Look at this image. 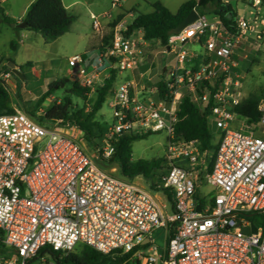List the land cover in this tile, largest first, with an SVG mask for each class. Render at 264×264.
<instances>
[{
	"label": "built area",
	"instance_id": "2783aa9c",
	"mask_svg": "<svg viewBox=\"0 0 264 264\" xmlns=\"http://www.w3.org/2000/svg\"><path fill=\"white\" fill-rule=\"evenodd\" d=\"M112 7L119 8V0ZM253 15L229 29L220 17L199 13L194 23L170 34L166 49L174 63L160 77L161 91L157 86L146 96L136 81L117 79L113 122L98 156L108 160L122 135L165 132L167 170L159 191L100 167L68 123L39 121L45 110L36 117L17 108L0 115V264H55L50 252L65 257L79 245L106 255L131 254L129 261L139 264H264V101L258 122L239 115L242 76L233 71L235 51L247 35L264 42L259 9ZM92 20L102 35L101 21L94 15ZM127 29L118 24L100 54V66L109 71L104 85L112 71L132 72L147 44L141 31ZM188 44L203 50L190 51ZM69 65L77 70L73 80L92 92L98 68L78 55ZM13 74L1 75L7 91ZM185 97L208 113L218 133L211 171L198 141L176 138ZM253 225L256 232H243ZM158 230L163 246L153 238Z\"/></svg>",
	"mask_w": 264,
	"mask_h": 264
},
{
	"label": "trees",
	"instance_id": "16d2710c",
	"mask_svg": "<svg viewBox=\"0 0 264 264\" xmlns=\"http://www.w3.org/2000/svg\"><path fill=\"white\" fill-rule=\"evenodd\" d=\"M152 8V13H138L127 30L129 34L134 31H141L145 41H158L165 48L168 47L170 32L177 28L193 9H197L202 15L220 17L224 25L229 29H234L237 22V15L232 5L225 3L223 0H190L185 2L176 14L172 13L160 2L152 4ZM0 12H2L3 17L1 21L3 23L8 25L16 24V21L10 20L3 14L2 8ZM228 15H231V19L228 18ZM122 19L123 16L120 17L117 23ZM76 20L77 17L69 12L63 0H34L28 7L22 21L27 23V30L41 34L46 41H54L68 33ZM14 30L17 32L21 31L17 27ZM112 38L113 31L106 36L105 42L107 45L111 44ZM19 44L18 40H13L10 43V47L13 51H17ZM9 61L11 60L0 57V76L4 73L12 72L8 66ZM26 65L32 66V63L28 62ZM233 71L238 72V69L234 68ZM117 75V71H112V76L97 92V97L89 108L87 107L86 101L88 100L90 89L82 87L77 81H69L72 86L69 94L84 101L85 103L82 107L73 106L69 98H65L61 103H54L45 107L43 105L44 102L53 94L55 86L58 85L54 84L37 102L36 109L43 108L45 110V115L39 117V121L42 123L55 121L66 122L72 129L80 131L84 139L96 150L99 149L109 125L100 122L96 117L103 107L107 96L112 92L117 82ZM13 76L19 78L15 74ZM158 87L161 91L163 90L164 84L159 82ZM260 101L261 96L253 94L242 101L236 108V112L239 115L247 117L250 123H256L261 117L259 111ZM13 112L14 108L11 106L10 94L4 88L3 82L0 79V115ZM37 113L29 114L36 117ZM175 134L178 140L199 142L201 154L210 159L208 165L211 171L218 147L217 144H214V139L216 138L208 122V113L202 111L189 97H185L182 101L179 122L176 125ZM147 137L122 135L113 142L115 147L114 153L108 160H103L98 155L94 160L100 167L106 169L117 165L121 177L127 179L143 178L149 184L151 191H159L158 186L161 183V178L167 170V167L163 165L165 161L164 157L152 160L133 159V143ZM169 199L172 202L171 196H169ZM172 235L173 233L171 232L168 239ZM78 247L79 251L76 252L75 250L65 257H61L59 253L50 252V254L55 264H123L124 262L128 264H139L138 260L129 261L131 254L123 256L106 255L86 245H79ZM44 253L45 250L41 251L36 260L41 259Z\"/></svg>",
	"mask_w": 264,
	"mask_h": 264
},
{
	"label": "rangeland",
	"instance_id": "374dc122",
	"mask_svg": "<svg viewBox=\"0 0 264 264\" xmlns=\"http://www.w3.org/2000/svg\"><path fill=\"white\" fill-rule=\"evenodd\" d=\"M30 0H9V2H0V9L3 8L8 12L9 16L18 15ZM114 0H63L66 5L72 4L70 13L77 17V20L71 27V30L65 35L54 41H46L41 34L26 30L25 36L19 42L17 51H13L7 41L5 33L0 35V52L6 58L15 62L19 67L24 78L11 77L8 91L11 97V106L21 109L27 113H34L44 110L43 108L36 109L39 98L48 91L54 84L55 91L48 97L44 106L48 107L54 103H61L65 98L71 99L73 106L79 108L84 105V101L76 96L70 95L69 91L72 86L67 82L69 78V59L78 55L81 56L91 51L94 44V28L92 16H97L102 23L103 34L101 37L100 49L105 51L110 45L106 44V36L115 29L121 16L113 18L120 12L119 8L114 9L112 2ZM236 12V20L239 17L246 19L251 18V8L248 1L251 0H229ZM121 0H119L120 4ZM144 6L140 13H152V5L140 1ZM264 11V10H263ZM104 13H112L109 18L103 17ZM138 14V13H137ZM136 14V15H137ZM125 17L124 28H127L136 15L129 16L128 13L122 14ZM117 23L115 27L113 25ZM139 36L143 37L142 33ZM18 40V39H14ZM19 41V40H18ZM106 47V48H105ZM105 48V49H104ZM186 49L190 51L201 52L203 48L200 45L188 44ZM94 50V49H93ZM233 61L236 63L238 72L242 76V84L240 93L243 99L256 94L261 96V102L264 101V42L257 43L253 36L247 35L245 41L236 49ZM31 62L32 66H27L26 63ZM174 63V55L169 54L167 49L158 41L147 42L142 46V54L138 57L135 69L132 71L135 81L139 84V89L144 95H150V91L158 86L160 77L165 67ZM132 72H125L119 78L118 83L130 77ZM2 82L3 77L0 76ZM66 79V80H65ZM64 84V85H63ZM102 88L99 84L95 85L94 90L88 95L86 101L87 107L94 102L97 97V92ZM113 100V92L107 96L106 101L97 114V120L108 125L113 122V109L111 102ZM214 129L213 126H211ZM216 132V131H215ZM69 133L77 137L85 152L95 158L97 150L89 144L83 137L80 131L69 129ZM214 144L219 138L216 132ZM167 134L165 132L152 134L145 139L138 140L133 143V159L134 160H152L160 159L165 156L167 148ZM110 171H115L119 175V168L113 165L108 168ZM137 182L142 183L149 188V184L143 178H137ZM205 189L203 194L208 192ZM162 199V195H159ZM153 238L159 246L164 245V233L158 230L153 233ZM79 251V247L76 252ZM131 261V260H130ZM123 264H128L124 262Z\"/></svg>",
	"mask_w": 264,
	"mask_h": 264
},
{
	"label": "crops",
	"instance_id": "0c3cea01",
	"mask_svg": "<svg viewBox=\"0 0 264 264\" xmlns=\"http://www.w3.org/2000/svg\"><path fill=\"white\" fill-rule=\"evenodd\" d=\"M33 1L34 0H30L28 2V4L24 7V9L16 16H11L10 17L8 12H5L4 9L2 8L3 14L5 16H7L10 20H13V21H16V23H19V22H21L23 20L26 12L28 10V7L30 6V4ZM140 1H144L145 3H148L150 5H152V4L156 3V2H160L164 6H166L172 13L176 14V13H178V11L181 8V6L185 2L190 1V0H121L120 7H119L120 12H118L116 15H113L111 13L113 18H116L117 16H123L122 15L123 13H126V14L128 13L129 16H134L137 13H140L139 11H141L142 7L144 6ZM196 1H198V0H196ZM223 1L225 3H229L231 5V2L229 0H223ZM254 1L255 0L248 1L249 7L251 8V11H250L251 18L254 17L253 13L256 12L259 9V22H263L264 23V11H263L264 10V0H261L262 4L260 5L259 8L258 7H254V5H253ZM6 2H9V0H7ZM64 5L70 11V9L72 7V4L66 5L64 3ZM147 14H149V13H147ZM137 15H136V17H137ZM126 16H123V19L119 22V24L120 23L124 24ZM2 17H3L2 16V12H0V35L5 33L7 35V41H9V43H11L14 39H18L19 42H21L22 41L21 39L25 36V34H26L25 32H26L27 29H21V31L17 32V31L14 30L15 27H13L12 25H8L6 23H3L1 21ZM239 18H244V17H239ZM102 33H103V27H102ZM94 34L95 35L92 38V41H93L94 44L91 47V51L87 52V53H85V54H83L81 56H83L84 58L88 59L90 62H92L94 64L95 67L98 68V74H97L96 79L94 81V88H95L96 84H99L100 86L104 85L103 83H104L105 79H107V77L109 75V71L104 65L100 66L101 65V63H100V59H101L100 54L103 52V50L100 49L102 35L97 33L95 30H94ZM0 57L6 59L1 54V52H0ZM197 62H199V60ZM76 74H77V70L75 68L70 67L69 78L67 79V82L75 81V80H73L72 76L76 75ZM122 75H117V79L119 80V78H121ZM126 79L135 81L133 72H132V75L130 77L126 78Z\"/></svg>",
	"mask_w": 264,
	"mask_h": 264
},
{
	"label": "water",
	"instance_id": "95a60500",
	"mask_svg": "<svg viewBox=\"0 0 264 264\" xmlns=\"http://www.w3.org/2000/svg\"><path fill=\"white\" fill-rule=\"evenodd\" d=\"M228 18L231 19V15H228ZM199 19V12L197 11V9H193L189 15L184 19V21L174 30H172L170 32V34H176V33H180L182 30H184L187 26H189L190 24L194 23L196 20ZM13 27H17L19 29H27L28 25L25 21L19 22V23H14L12 24ZM8 66L10 67V69L12 70V72L19 78L23 79L24 76L21 73L19 67L16 65L15 62L13 61H9L8 62ZM64 85V84H63ZM199 209V208H198ZM256 232L257 228L255 225H253L251 228H245L243 230V232L249 234L250 232Z\"/></svg>",
	"mask_w": 264,
	"mask_h": 264
}]
</instances>
